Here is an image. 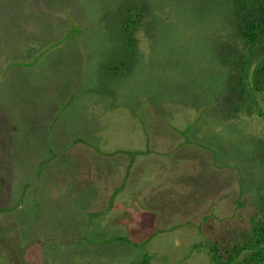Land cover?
<instances>
[{"label":"rangeland","instance_id":"1","mask_svg":"<svg viewBox=\"0 0 264 264\" xmlns=\"http://www.w3.org/2000/svg\"><path fill=\"white\" fill-rule=\"evenodd\" d=\"M230 3L0 0V264H140L118 236L214 264L208 243L251 234L264 119L221 111L222 57L245 53ZM129 15L132 64L101 87Z\"/></svg>","mask_w":264,"mask_h":264},{"label":"trees","instance_id":"2","mask_svg":"<svg viewBox=\"0 0 264 264\" xmlns=\"http://www.w3.org/2000/svg\"><path fill=\"white\" fill-rule=\"evenodd\" d=\"M228 1L231 2L232 20L235 21L234 28L236 34L241 38L242 49L245 53L234 59L222 57L224 62L230 61L228 64L232 70L230 88L233 93L223 104V110L221 111L224 117L231 116L233 120L241 118L244 111L250 114L255 111L258 114L257 117L260 116V118L264 119V112L260 108V101L264 104V56L259 59L258 64L254 68L251 67L254 61L253 49H264V0ZM130 15L123 19L125 29L122 31L120 38H118L121 48H117V53H113L111 60H109L111 63L105 64L106 67H104L101 74V87L104 86L105 79L109 75L126 70L132 64V51L130 49L133 48L134 39L133 27L130 24L136 19L133 16L130 17ZM135 16L137 18V15ZM123 33H125L124 37L122 36ZM122 40H125V42H122ZM113 56L118 57L119 62H116ZM129 152L131 157H133L137 150H130ZM47 158H42L38 163V167ZM106 209L107 207L93 211L91 216L100 214ZM261 212V218L253 221L251 234L243 235L242 238L240 237L230 243L226 242L227 240L225 239L212 240L208 243V251L214 264H264V210H261ZM118 237L119 239H126L131 244L139 247L141 250L140 264H152L150 262V254L144 246L146 239L135 241L123 236ZM89 239L93 238L90 236Z\"/></svg>","mask_w":264,"mask_h":264},{"label":"crops","instance_id":"3","mask_svg":"<svg viewBox=\"0 0 264 264\" xmlns=\"http://www.w3.org/2000/svg\"><path fill=\"white\" fill-rule=\"evenodd\" d=\"M122 150L127 151V152L130 151V150H128V149H122ZM133 157H134V156H133ZM104 208H106V207H104ZM104 208H101V209H104Z\"/></svg>","mask_w":264,"mask_h":264}]
</instances>
